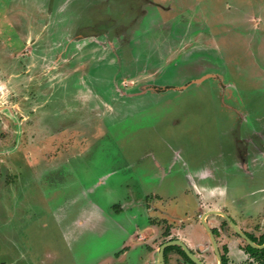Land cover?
<instances>
[{
	"label": "rangeland",
	"instance_id": "obj_1",
	"mask_svg": "<svg viewBox=\"0 0 264 264\" xmlns=\"http://www.w3.org/2000/svg\"><path fill=\"white\" fill-rule=\"evenodd\" d=\"M262 188L264 0H0V264H217Z\"/></svg>",
	"mask_w": 264,
	"mask_h": 264
},
{
	"label": "flooded vegetation",
	"instance_id": "obj_2",
	"mask_svg": "<svg viewBox=\"0 0 264 264\" xmlns=\"http://www.w3.org/2000/svg\"><path fill=\"white\" fill-rule=\"evenodd\" d=\"M248 156H249V154H248ZM259 161V160H258ZM262 192H264V188H262V189H260ZM195 192L196 193H199V194H202L203 195V189L202 188H200V190L199 189H197V191L195 190ZM202 197V196H201ZM200 198V196H196V199H199ZM212 210H219V211H221V212H223V213H225L227 216H224L222 213H210V214H208L207 216H205V221L207 222V224H208V226H206L205 224H204V215L207 213V212H209V211H212ZM209 215H215L216 217H219V218H221V217H223L222 219H223V221H221V222H219L218 223V221H220V220H217V218H215L214 220H212L213 222H215V223H218V224H215V225H213L212 227L210 226V224L208 223V217H209ZM230 219L238 226V223L236 222V220H235V218H233V215L230 213V212H228V211H226V210H220V209H211V210H207L203 215H202V217H201V222L204 224V226H205V229H206V232H207V235H209V237H210V240H211V243H212V247H213V251H214V254L216 255V257H217V259H218V263L217 264H222V261H223V256H225L227 259H228V264H234V260L235 259H233L232 260V258L230 257V244L231 243H229V240H227L225 243H224V246H223V251L221 252L220 251V248H219V244H218V241H217V235L219 234V231L221 230V228L223 227V226H225L226 224H228V225H230L234 230H235V232H236V234H237V236H238V238H240V239H244L245 241H246V244L244 245V247L243 248H240V244H239V248H240V250H242L243 251V254L245 255V257L244 258H242L246 263L248 262V264H264V263H262L261 261H262V259L258 256V255H255V254H253L252 252H250V251H248V249H247V245L249 244V245H251L236 229H235V227L233 226V224L231 223V221H230ZM239 227V226H238ZM211 230V232L213 233V236H214V238H215V240H216V242H217V249L215 248V245H214V242H213V240H212V238H211V234H210V232H209V229ZM239 229L242 231V232H244L254 243H256V244H258V245H262L263 243H264V240L262 241V239L264 238V232L259 236V237H257V236H255L254 234H252V233H250V232H247V231H244V230H242L240 227H239ZM196 234V232L194 233V235ZM208 237V236H207ZM173 239H180V240H182L184 243H185V245L188 247V249L193 253V254H195L200 260H202L205 264H208L207 263V260H203V258L202 257H200V256H198L197 254H196V252H195V250H194V246H196V243L199 241V240H197L196 242L195 241H192L189 237L188 238H184V239H181V238H173ZM170 240H172V239H170ZM231 240V239H230ZM164 243V242H163ZM179 246V248H174V249H172V250H170V251H168L167 252V254H166V257H165V264H167V258H168V254L170 253V252H172L173 250H177L178 252H180V254H182L184 257H185V259L187 260V264H191L192 262H194L192 259H191V257L188 255V253L185 251V249L183 248V246L182 245H178ZM252 246V245H251ZM252 247H254V246H252ZM182 250H181V249ZM254 248H256V247H254ZM264 248V247H263ZM263 248H258V249H263ZM202 249V248H201ZM217 250L219 251V253H220V257H221V262L219 261V256H218V254H217ZM183 251H184V253H183ZM164 254H165V251H164ZM195 263V262H194ZM157 264H158V262H157ZM196 264V263H195Z\"/></svg>",
	"mask_w": 264,
	"mask_h": 264
},
{
	"label": "water",
	"instance_id": "obj_3",
	"mask_svg": "<svg viewBox=\"0 0 264 264\" xmlns=\"http://www.w3.org/2000/svg\"><path fill=\"white\" fill-rule=\"evenodd\" d=\"M206 77V76H204ZM204 77L198 79L197 81H201L204 79ZM210 213H222L224 216H227L225 213L219 211V210H212V211H209L207 212L205 215H204V224L206 226H208L207 222L205 221V216H207L208 214ZM231 223L233 224V226L235 227V229L254 247L256 248H263L264 247V243L262 245H258L256 243H254L244 232H242L239 227L230 219ZM209 227V226H208ZM209 229V228H208ZM209 232L211 234V238L214 242V245H215V248L217 249V242L213 236V233L211 232V230L209 229ZM170 245H182L183 248L185 249V251L188 253V255L191 257V259L196 263V264H205L202 260H200L195 254H193L189 249L188 247L185 245V243L180 240V239H172V240H168L164 243H162L160 245V248H159V253H158V264H165V254H164V251L166 249V247L170 246ZM217 254L219 256V261L221 262V257H220V253L219 251L217 250Z\"/></svg>",
	"mask_w": 264,
	"mask_h": 264
},
{
	"label": "trees",
	"instance_id": "obj_4",
	"mask_svg": "<svg viewBox=\"0 0 264 264\" xmlns=\"http://www.w3.org/2000/svg\"><path fill=\"white\" fill-rule=\"evenodd\" d=\"M263 240H264V238L262 239V241ZM174 248H179V246L178 245H170V246L166 247V249H165V257H166L167 252L172 250V249H174ZM247 249H248V251L252 252L253 254L258 255L262 259L261 262L264 263V248L263 249L254 248V247H252L251 245L248 244L247 245ZM183 253H184V251H183ZM191 264H195V263L192 262ZM222 264H228V259L225 256H223Z\"/></svg>",
	"mask_w": 264,
	"mask_h": 264
},
{
	"label": "crops",
	"instance_id": "obj_5",
	"mask_svg": "<svg viewBox=\"0 0 264 264\" xmlns=\"http://www.w3.org/2000/svg\"><path fill=\"white\" fill-rule=\"evenodd\" d=\"M225 191V190H224ZM227 194H229L228 193V190L227 191H225V195H227ZM229 243H231L230 245V257L232 258V260L236 257V255H241L240 253L242 252L243 253V251L242 250H240V249H237V248H239V244H235L236 242H234V240L233 239H231L230 241H229ZM235 248L237 249V250H240V251H237V250H235ZM244 257H245V255L244 254H242Z\"/></svg>",
	"mask_w": 264,
	"mask_h": 264
}]
</instances>
